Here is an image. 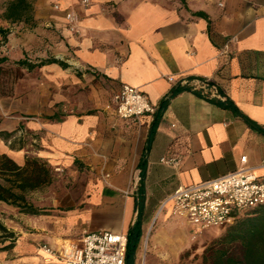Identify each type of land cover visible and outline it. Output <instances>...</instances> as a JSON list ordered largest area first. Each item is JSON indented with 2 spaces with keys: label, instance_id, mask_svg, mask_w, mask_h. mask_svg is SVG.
<instances>
[{
  "label": "crops",
  "instance_id": "obj_1",
  "mask_svg": "<svg viewBox=\"0 0 264 264\" xmlns=\"http://www.w3.org/2000/svg\"><path fill=\"white\" fill-rule=\"evenodd\" d=\"M47 1H34L32 21L5 19L41 28L42 41L60 45L65 55L49 58L67 66L40 64L49 58L29 64L97 78L113 94L124 83L137 86L157 110L141 125L118 118L113 108L64 117L54 112L41 126L29 125L34 133L44 131L54 155L88 164L100 178L86 209L40 233L43 243L59 247L97 229L127 234L139 205L143 240L156 217L173 213L163 202L179 184L233 171L242 156L264 177V0H51L60 2L61 11L47 8ZM69 8L79 16L76 31L67 25ZM47 23L52 26L44 28ZM183 75L210 78L218 91L182 85ZM164 156H177L179 164L164 163ZM34 249L17 244L7 264H58ZM141 263L138 251L135 264Z\"/></svg>",
  "mask_w": 264,
  "mask_h": 264
},
{
  "label": "rangeland",
  "instance_id": "obj_2",
  "mask_svg": "<svg viewBox=\"0 0 264 264\" xmlns=\"http://www.w3.org/2000/svg\"><path fill=\"white\" fill-rule=\"evenodd\" d=\"M9 1L0 0V28L8 33L6 40L0 34V132H4L0 137V185L22 198L17 203L0 199V222L7 228L0 236V264L12 261L19 243L35 245V252H39L37 247L43 244L40 233L57 226L77 209L85 210L92 188L100 184L95 168L78 161L66 163L58 153L54 155V145L45 139L44 131L37 129L34 133L29 125L41 126L54 112L64 117L76 110L112 111L114 92L107 82L97 78L78 79L74 73L44 70L41 66L28 68L24 62L38 63L40 59L65 55L60 45L52 48L42 41L45 36L41 28L7 21L4 12ZM46 4L49 9L62 10L60 2L50 0ZM67 10L72 9H66L65 14ZM7 158L18 159L21 166L29 158H37L26 174H40L41 184L21 189L18 173L2 168ZM30 205L40 212L26 211ZM225 229L210 227L195 232L181 217L163 211L146 228L139 250L141 264H201L205 248Z\"/></svg>",
  "mask_w": 264,
  "mask_h": 264
},
{
  "label": "built area",
  "instance_id": "obj_3",
  "mask_svg": "<svg viewBox=\"0 0 264 264\" xmlns=\"http://www.w3.org/2000/svg\"><path fill=\"white\" fill-rule=\"evenodd\" d=\"M65 16L69 29L76 31L79 21L77 12L67 10ZM168 79L178 81L174 75H169ZM179 83L190 84L195 90H217L210 78L190 79L183 75ZM111 107L118 118L137 125H141L146 114H153L157 110L146 93L128 83L122 84L113 94ZM161 160L174 166L180 161L177 156H164ZM241 160L242 166L218 177L179 184L164 200L163 206L170 204L172 212L184 219L195 232L210 227H226L240 213L264 206V177H257L253 168L246 166L247 156H242ZM38 250L43 253L47 263L127 264L128 236L124 232L97 229L85 232L78 241L59 247L40 244Z\"/></svg>",
  "mask_w": 264,
  "mask_h": 264
},
{
  "label": "trees",
  "instance_id": "obj_4",
  "mask_svg": "<svg viewBox=\"0 0 264 264\" xmlns=\"http://www.w3.org/2000/svg\"><path fill=\"white\" fill-rule=\"evenodd\" d=\"M35 0H10L7 3L4 17L11 21L26 22L33 20ZM4 38H6V30L2 29ZM57 62L63 66H67L65 62L57 58H49L42 61L40 64ZM27 64L26 62H24ZM33 67V64H27ZM181 88L173 90V94ZM58 119V118H57ZM4 132H0V137ZM5 156V155H4ZM37 158H29L25 166L19 165L15 160L7 158L3 162V169L17 172L20 180L17 185L26 190L28 187L36 188L41 182L40 174H26L31 162L37 161ZM144 170L141 172V181L144 178ZM37 180V182L33 181ZM9 188H3L0 185V199L5 201L15 200L17 203L22 196H18ZM6 192V193H5ZM9 193V194H7ZM26 211L31 213H39L40 211L33 206H28ZM3 231H7L6 226L0 222V236H3ZM128 256L127 264H135L138 251L142 244L143 227H142V206L139 205L137 220L130 226L128 233ZM4 246L1 249L10 247ZM201 264H264V206L248 210L240 213L233 223L226 226L224 233L210 243L204 251Z\"/></svg>",
  "mask_w": 264,
  "mask_h": 264
}]
</instances>
